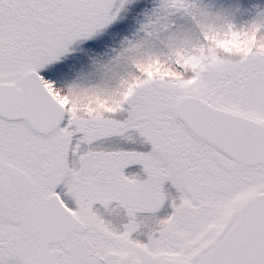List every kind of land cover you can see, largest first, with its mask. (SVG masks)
I'll return each instance as SVG.
<instances>
[{
  "label": "snow or ice",
  "instance_id": "1",
  "mask_svg": "<svg viewBox=\"0 0 264 264\" xmlns=\"http://www.w3.org/2000/svg\"><path fill=\"white\" fill-rule=\"evenodd\" d=\"M0 264H264V0H0Z\"/></svg>",
  "mask_w": 264,
  "mask_h": 264
}]
</instances>
